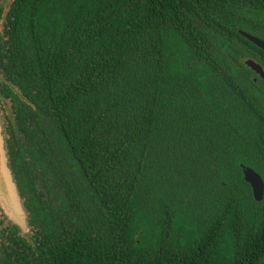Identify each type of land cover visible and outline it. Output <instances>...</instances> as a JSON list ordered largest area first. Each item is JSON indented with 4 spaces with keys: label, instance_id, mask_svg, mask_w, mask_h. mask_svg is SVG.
Masks as SVG:
<instances>
[{
    "label": "trees",
    "instance_id": "trees-1",
    "mask_svg": "<svg viewBox=\"0 0 264 264\" xmlns=\"http://www.w3.org/2000/svg\"><path fill=\"white\" fill-rule=\"evenodd\" d=\"M3 2L0 264H264V0Z\"/></svg>",
    "mask_w": 264,
    "mask_h": 264
},
{
    "label": "water",
    "instance_id": "water-1",
    "mask_svg": "<svg viewBox=\"0 0 264 264\" xmlns=\"http://www.w3.org/2000/svg\"><path fill=\"white\" fill-rule=\"evenodd\" d=\"M241 34L264 50V39L241 30ZM246 64L264 79V67L254 59H247ZM244 178L251 185L257 201L264 199V179L262 175L251 166L242 165ZM0 206L8 217L16 223L24 233L30 232L28 214L23 198L19 192L17 182L10 167L6 148L4 128L0 117Z\"/></svg>",
    "mask_w": 264,
    "mask_h": 264
},
{
    "label": "rangeland",
    "instance_id": "rangeland-1",
    "mask_svg": "<svg viewBox=\"0 0 264 264\" xmlns=\"http://www.w3.org/2000/svg\"><path fill=\"white\" fill-rule=\"evenodd\" d=\"M13 0H4L3 2V9L7 10L10 3ZM2 25V24H1ZM2 102H1V98H0V117L1 120H3V114L6 113V115H8V112L4 109H2ZM3 124V123H2ZM4 128V126H3ZM5 135V133H4ZM13 221L8 217V215L6 214L5 210L0 206V231L5 228L6 226L10 225ZM14 223V222H13ZM16 224V223H15ZM17 225V224H16ZM22 230V229H21ZM23 232V231H22ZM1 242V241H0Z\"/></svg>",
    "mask_w": 264,
    "mask_h": 264
},
{
    "label": "flooded vegetation",
    "instance_id": "flooded-vegetation-1",
    "mask_svg": "<svg viewBox=\"0 0 264 264\" xmlns=\"http://www.w3.org/2000/svg\"><path fill=\"white\" fill-rule=\"evenodd\" d=\"M1 98V96H0ZM1 102H2V109L6 110L8 112V115L3 114V126H4V133H5V139L8 137V127H9V119L8 117H11L12 119H14V112L11 108V104L10 102H8L7 100H4L3 98H1ZM6 148H7V142H6ZM8 153V152H7Z\"/></svg>",
    "mask_w": 264,
    "mask_h": 264
}]
</instances>
